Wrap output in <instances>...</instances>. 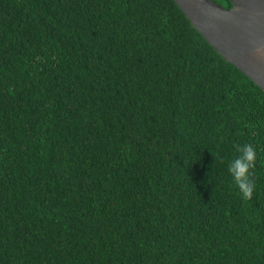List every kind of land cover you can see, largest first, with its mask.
Segmentation results:
<instances>
[{
    "label": "trees",
    "instance_id": "trees-1",
    "mask_svg": "<svg viewBox=\"0 0 264 264\" xmlns=\"http://www.w3.org/2000/svg\"><path fill=\"white\" fill-rule=\"evenodd\" d=\"M0 264H264V91L175 0H0Z\"/></svg>",
    "mask_w": 264,
    "mask_h": 264
},
{
    "label": "water",
    "instance_id": "water-1",
    "mask_svg": "<svg viewBox=\"0 0 264 264\" xmlns=\"http://www.w3.org/2000/svg\"><path fill=\"white\" fill-rule=\"evenodd\" d=\"M191 24L227 61L264 91V0H175Z\"/></svg>",
    "mask_w": 264,
    "mask_h": 264
},
{
    "label": "clouds",
    "instance_id": "clouds-1",
    "mask_svg": "<svg viewBox=\"0 0 264 264\" xmlns=\"http://www.w3.org/2000/svg\"><path fill=\"white\" fill-rule=\"evenodd\" d=\"M239 155L231 161L228 171L231 174L235 185L239 188L244 200H252L255 181L252 171L256 165L257 152L252 144L235 145Z\"/></svg>",
    "mask_w": 264,
    "mask_h": 264
}]
</instances>
